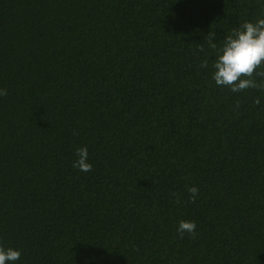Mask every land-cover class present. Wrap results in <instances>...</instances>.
Returning a JSON list of instances; mask_svg holds the SVG:
<instances>
[{
  "label": "trees",
  "instance_id": "obj_1",
  "mask_svg": "<svg viewBox=\"0 0 264 264\" xmlns=\"http://www.w3.org/2000/svg\"><path fill=\"white\" fill-rule=\"evenodd\" d=\"M260 18L264 0H0L16 264H264V88L211 78L225 37Z\"/></svg>",
  "mask_w": 264,
  "mask_h": 264
},
{
  "label": "clouds",
  "instance_id": "obj_2",
  "mask_svg": "<svg viewBox=\"0 0 264 264\" xmlns=\"http://www.w3.org/2000/svg\"><path fill=\"white\" fill-rule=\"evenodd\" d=\"M214 35L209 36V46L215 49ZM264 64V18L253 22H245L239 29L233 30L231 35L225 37L222 47L212 64L211 78L217 86L228 87L232 92L238 93L249 88H264V82H257L253 78L264 77V73L257 71ZM202 68L208 67V61L201 62ZM6 91L0 89V96L6 95ZM260 98L254 103L260 104ZM73 167L82 172H90L92 164L89 162L87 147H81L76 152ZM188 191L194 200L198 194L196 187H190ZM196 224L193 221H180L177 225V233L182 238L185 233L195 235ZM21 253L11 247H0V264H16Z\"/></svg>",
  "mask_w": 264,
  "mask_h": 264
}]
</instances>
